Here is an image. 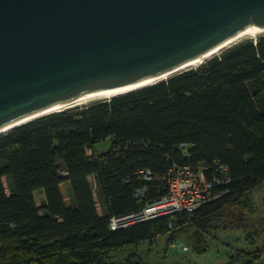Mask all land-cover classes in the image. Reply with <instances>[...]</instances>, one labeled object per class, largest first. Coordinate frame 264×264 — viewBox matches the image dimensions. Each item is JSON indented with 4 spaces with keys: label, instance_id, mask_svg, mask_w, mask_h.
I'll list each match as a JSON object with an SVG mask.
<instances>
[{
    "label": "trees",
    "instance_id": "trees-1",
    "mask_svg": "<svg viewBox=\"0 0 264 264\" xmlns=\"http://www.w3.org/2000/svg\"><path fill=\"white\" fill-rule=\"evenodd\" d=\"M217 161L230 176L214 186L220 197L192 215L111 230V217L168 193L163 177L174 165L205 164L211 180ZM138 169L155 178L138 179ZM263 186L264 34L166 80L0 135V264H154L139 245L181 234L188 250L203 254L237 213L248 247L231 246L227 264H264V213L252 196ZM139 187L144 197L135 196ZM130 246L137 248L125 253Z\"/></svg>",
    "mask_w": 264,
    "mask_h": 264
},
{
    "label": "water",
    "instance_id": "water-1",
    "mask_svg": "<svg viewBox=\"0 0 264 264\" xmlns=\"http://www.w3.org/2000/svg\"><path fill=\"white\" fill-rule=\"evenodd\" d=\"M249 26L264 27V0H0V135L171 72Z\"/></svg>",
    "mask_w": 264,
    "mask_h": 264
},
{
    "label": "built area",
    "instance_id": "built-area-1",
    "mask_svg": "<svg viewBox=\"0 0 264 264\" xmlns=\"http://www.w3.org/2000/svg\"><path fill=\"white\" fill-rule=\"evenodd\" d=\"M181 148L184 156L190 157L188 145L183 143ZM217 165L218 172L211 180L207 177L208 166L205 164L200 163L195 166L190 164L174 165L170 168L169 174L163 177L168 182V193L158 199L148 201L138 212L111 217L109 225L111 230L126 228L136 223L176 213L192 215L202 204L222 195V193H213L216 183L229 182L230 176L227 174V166L219 161H217ZM135 174L138 179L143 181H150L155 178L150 169H138ZM145 193L146 187H139L135 196L144 197ZM172 244L180 250H188V246L183 245V243L173 241Z\"/></svg>",
    "mask_w": 264,
    "mask_h": 264
},
{
    "label": "rangeland",
    "instance_id": "rangeland-1",
    "mask_svg": "<svg viewBox=\"0 0 264 264\" xmlns=\"http://www.w3.org/2000/svg\"><path fill=\"white\" fill-rule=\"evenodd\" d=\"M108 141H103L98 144L99 148L108 146ZM91 183L94 185V181L90 178ZM37 203L40 205L42 200V194L40 192L35 193ZM96 196V194H95ZM253 198L257 203L261 213H264V186L253 191ZM97 207L100 213L102 208L100 202L97 200ZM241 216L243 214L237 213L233 215L231 221L232 226L215 232L216 237L211 238L210 248L206 253L198 254L194 250L189 249L187 251L180 250L178 247H174L172 242L168 241L167 235H161L156 238L154 242L142 243L139 245V250L143 253L145 260L154 264H227L229 263L230 247H248V242L245 239L246 231L243 227H237L241 222ZM186 236L179 235L175 242L183 243L188 246ZM137 247L133 246L127 248L125 253H128L132 249Z\"/></svg>",
    "mask_w": 264,
    "mask_h": 264
},
{
    "label": "bare ground",
    "instance_id": "bare-ground-1",
    "mask_svg": "<svg viewBox=\"0 0 264 264\" xmlns=\"http://www.w3.org/2000/svg\"><path fill=\"white\" fill-rule=\"evenodd\" d=\"M262 34H264V27L249 26V27L245 28L243 31H241L240 33H238L235 36H233L231 39H229L225 43H223L220 46H218L216 49H214L208 55H206V56H204L202 58H199V59L192 60V61H190L188 63H185L182 66H179L178 68L172 70L171 72L162 74V75H160V76H158L156 78L148 79V80H145V81L137 83V84H132V85H129V86L115 87V88H111V89H107V90L96 91V92H92V93H89V94H85V95L77 98L76 100H74L73 102H71L70 104H68L66 106L55 107V108H53L51 110H48V111L64 109L66 107L80 106V105H84L86 103H91L93 101L101 100V99H109V98L114 97L115 95H119L121 93H126L127 91H130L132 89H137V88L142 87L144 85H149V84L161 81L163 79L169 78L172 74H174L175 72H177L179 70H182V69H185V68H189V69L190 68H194V67L204 63V61L207 58H209L211 55H214V54H217V53H221L225 49L237 44L238 42H240L242 40H245V39H256ZM48 111L43 112L41 114L48 113ZM38 115H40V114L25 118V119L17 122L16 124H20L22 122H25V121H27V120H29L31 118H34V117H36Z\"/></svg>",
    "mask_w": 264,
    "mask_h": 264
}]
</instances>
